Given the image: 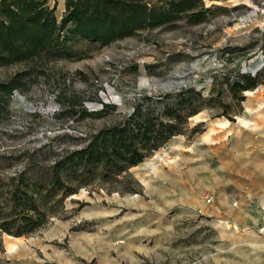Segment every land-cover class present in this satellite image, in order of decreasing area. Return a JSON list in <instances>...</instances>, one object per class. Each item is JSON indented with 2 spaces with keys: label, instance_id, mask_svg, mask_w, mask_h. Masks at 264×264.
Segmentation results:
<instances>
[{
  "label": "rangeland",
  "instance_id": "374dc122",
  "mask_svg": "<svg viewBox=\"0 0 264 264\" xmlns=\"http://www.w3.org/2000/svg\"><path fill=\"white\" fill-rule=\"evenodd\" d=\"M47 4L58 20L64 0ZM197 4L208 9L198 23L180 17L106 45L75 40L68 58L32 70L0 67L2 81L27 70L0 117L7 156L0 167L8 174L51 142L49 164L77 143L70 135L103 126L140 95L190 87L201 96L183 132L129 167V180L79 188L34 232H0V264H102L116 251L114 240L123 241L116 251L123 264H264V236L256 232L264 198V0ZM236 72L258 74L260 82L233 94L227 83ZM100 103L118 114L79 112ZM67 106L76 112L56 114Z\"/></svg>",
  "mask_w": 264,
  "mask_h": 264
},
{
  "label": "trees",
  "instance_id": "16d2710c",
  "mask_svg": "<svg viewBox=\"0 0 264 264\" xmlns=\"http://www.w3.org/2000/svg\"><path fill=\"white\" fill-rule=\"evenodd\" d=\"M198 1L64 0V10L57 20L47 0H0V67L24 64L32 70L50 60L68 58L70 43L75 40L106 45L180 17L198 23L208 10ZM26 71L0 80V117L7 113V100L19 86L18 77ZM259 82L258 74L236 72L227 87L238 94ZM200 97L190 87L140 95L129 111L103 126L70 135L77 143L61 147L49 164L45 161L52 151L51 142L28 154L14 173H3L0 167V232L14 236L34 232L50 217L59 216L63 200L79 188L95 181L112 184L121 178L129 180V167L183 132L186 118L200 108ZM63 108L56 114L76 112L70 106ZM79 112L92 118L117 113L116 106L107 103L91 111L80 108ZM6 157L0 154V159Z\"/></svg>",
  "mask_w": 264,
  "mask_h": 264
},
{
  "label": "crops",
  "instance_id": "0c3cea01",
  "mask_svg": "<svg viewBox=\"0 0 264 264\" xmlns=\"http://www.w3.org/2000/svg\"><path fill=\"white\" fill-rule=\"evenodd\" d=\"M150 221H152V223L155 225L156 223H158V221H157V216L156 215H154L151 219H150ZM142 241V239L140 238V242ZM123 241L122 240H114V242H113V244L115 245V244H117L115 247H116V251H119L120 249H122L121 248V246L122 245H119V244H121ZM113 252V255H111V253H109V255L108 256H110V257H108L107 259H106V261H104L102 264H123V263H121L119 260H118V258H120V257H117V252ZM121 251V250H120ZM122 252V251H121ZM137 252V250L136 249H134L133 247L132 248H130L128 251H127V253L128 254H130L131 255V257L133 256V253H136ZM113 256V257H112ZM96 264H99V263H96ZM127 264H136V260H129V262H127Z\"/></svg>",
  "mask_w": 264,
  "mask_h": 264
},
{
  "label": "built area",
  "instance_id": "2783aa9c",
  "mask_svg": "<svg viewBox=\"0 0 264 264\" xmlns=\"http://www.w3.org/2000/svg\"><path fill=\"white\" fill-rule=\"evenodd\" d=\"M211 195H204L202 200L205 203H209L211 202ZM257 211L260 214V222L258 223L257 227H256V232L257 234L264 236V198L260 199L257 203Z\"/></svg>",
  "mask_w": 264,
  "mask_h": 264
}]
</instances>
